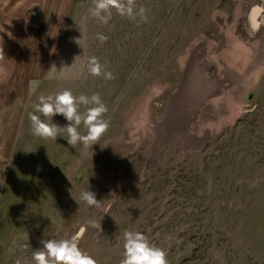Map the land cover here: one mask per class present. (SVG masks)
<instances>
[{
	"label": "rangeland",
	"instance_id": "374dc122",
	"mask_svg": "<svg viewBox=\"0 0 264 264\" xmlns=\"http://www.w3.org/2000/svg\"><path fill=\"white\" fill-rule=\"evenodd\" d=\"M136 4L147 22L113 10L104 25L92 0H0V132L14 139L0 151V264L73 236L120 264L126 230L168 264H264V0ZM91 56L114 79L91 76ZM65 89L108 107L91 148L33 135L38 97Z\"/></svg>",
	"mask_w": 264,
	"mask_h": 264
},
{
	"label": "clouds",
	"instance_id": "9594fccd",
	"mask_svg": "<svg viewBox=\"0 0 264 264\" xmlns=\"http://www.w3.org/2000/svg\"><path fill=\"white\" fill-rule=\"evenodd\" d=\"M113 10L117 15L130 20L147 22L148 19L147 9L138 6L136 0H92V6L88 9L90 16L104 25L112 19ZM96 39L103 44L108 38L97 34ZM4 59L3 48L0 47V61ZM2 71L3 68L0 67V72ZM87 72L93 77L114 79L113 73L107 71L95 56L88 58ZM81 106H86L84 112L80 111ZM107 112L108 107L99 93H93L91 96L81 94L77 97L65 89L55 95H40L38 102L33 106V112L29 113V119L33 135L39 138L55 141L62 133H66L69 145L82 144L85 148H91L109 129L110 122L104 118ZM56 115L63 116L69 122L68 125L59 127L53 123L52 118ZM81 124L86 129L85 134L79 130ZM80 199L88 206L99 207L102 203L98 202L96 194L88 189L81 192ZM107 211L108 209H105V213ZM89 223L100 228V223ZM123 241L124 251L120 264H168L166 252L151 244L143 233L126 230L123 233ZM41 244L42 248L32 252L31 259L34 264H97L93 257L81 250L76 236L42 240ZM15 264H22V261L17 259Z\"/></svg>",
	"mask_w": 264,
	"mask_h": 264
},
{
	"label": "crops",
	"instance_id": "0c3cea01",
	"mask_svg": "<svg viewBox=\"0 0 264 264\" xmlns=\"http://www.w3.org/2000/svg\"><path fill=\"white\" fill-rule=\"evenodd\" d=\"M0 81H1V77H0ZM1 86V85H0ZM1 91H0V126L2 124V121L4 119V109H5V101L4 99L2 100L1 99ZM2 136V138H1ZM14 140V139H13ZM12 138H10V133H2L0 132V143L2 142V146L0 147V151L3 153L4 156L7 157V154L10 153L11 149V143H12ZM15 145V141H14V144H13V147Z\"/></svg>",
	"mask_w": 264,
	"mask_h": 264
}]
</instances>
